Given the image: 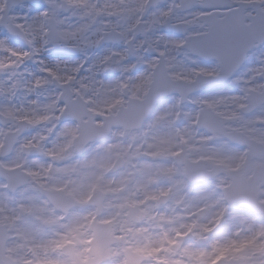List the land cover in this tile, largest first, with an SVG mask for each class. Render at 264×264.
<instances>
[{"label":"snow or ice","instance_id":"6c2138e0","mask_svg":"<svg viewBox=\"0 0 264 264\" xmlns=\"http://www.w3.org/2000/svg\"><path fill=\"white\" fill-rule=\"evenodd\" d=\"M66 3L69 6H77V3L81 7L85 6V0H66ZM238 3L240 7L232 8L230 5L226 6L210 2V0H181L178 4L173 2L168 8L160 10L158 16L148 23L147 30L150 31L157 26L171 25L185 32L183 39L165 40L163 36H160L155 41H142L136 45L135 49H128L125 53H113L112 56L104 57L101 62V66L106 71L111 66L113 56L119 57L116 61L119 63L124 61L130 52L138 50L145 43H148L149 47L156 52L157 58L148 65L151 71L141 76L138 82H117L115 87L105 86L101 82L99 88H93L92 84L85 83L83 79L79 83L77 82V77L83 70V64L62 67L59 63L49 66L43 61H39L38 63L42 65L40 71L43 76L34 79L33 87L38 89L46 86L50 81H54L60 84L64 91L51 103L43 106V115L24 118L23 123L38 126L65 117L76 123L74 126H66L62 129L58 136L63 138V142H56L52 148L45 146L49 137L43 135L23 143L21 145L22 150L39 152L50 163L41 165L40 171L27 170L23 177H8L9 184L6 186L14 189L17 184L28 182L24 179L27 177L42 189L50 192L60 191V189H48L42 181L51 177L54 172L70 173L75 169L55 168L54 162L68 159L73 150H79L88 141L103 135L114 124L123 126L126 131L140 127L151 114L158 100L170 92L179 93V99L165 114L160 115V120L172 116L178 122L182 115L187 119H194L196 125L205 127L211 133L209 139L218 134L237 132L238 129L227 128L224 121L241 119V115L236 111L228 114L222 109L229 102L241 110L257 103L264 105V66L251 70L254 75L246 82L247 87L243 90L245 93L243 97L230 96L211 100H193L192 103L201 105V110L195 116L191 113H182L181 107L196 88L212 81L228 80L233 77L248 58L249 51L264 45V0H238ZM6 8V3L0 2V12L5 11ZM193 9L198 10L193 11ZM142 10L146 9L142 7ZM181 11L189 12L192 19L178 17L177 13ZM56 15V12L47 8L39 14L31 25H26V16L10 17L9 19L14 22L7 24L5 30L9 35L23 38L29 47L27 50L17 51L7 46L6 39H0V50L6 52L10 58L7 62L0 61V71L11 70L14 75L19 76L21 74L15 70L22 67L24 61L34 59L39 55L40 50L34 46V40L30 36L35 28H38L43 34L42 43L44 45L67 43L70 36L75 37L76 33H68L59 28ZM3 19L4 17L0 16V21ZM194 25L198 26L200 30L191 31L190 29ZM86 28L87 25L77 31L82 32ZM162 42L163 48L160 47ZM97 43L100 41L98 40ZM126 43H131V41H126ZM169 46L177 50L186 49L190 54L197 57L214 59L217 62L216 66L212 69L199 67L193 70L181 69L179 72H172L171 69L175 65L168 58ZM135 67L136 65L132 64L122 70L130 72ZM18 85L19 81H16L12 87ZM118 89L128 90L127 100L123 99L122 95L120 98L115 95ZM89 91H92V96L88 95ZM61 100L64 101L63 104H61ZM9 115L12 113L9 112ZM47 132L49 135L54 133L55 125L49 127ZM3 147L0 145V148ZM203 151L209 153L207 160L211 164L210 167L207 166L203 170L205 174L217 176L221 172L236 174L232 176L230 181H221L222 195L220 199L232 203L243 202L249 208L264 213V165L261 166L258 178L256 174L241 175V168L248 153L238 157L226 156L222 149H209L206 146ZM237 159L240 164L234 165L232 161ZM20 167V165H16L15 168H10L8 165L0 163V170L5 172L15 171ZM84 167H88V165L85 164ZM56 203L62 205L63 201L57 200ZM44 211L35 203L30 206L23 204L20 206L21 213H26L38 221L37 230L39 232H47L56 223V219L45 215ZM104 223L108 222L105 221ZM189 230L191 231V228ZM79 231L78 226H71L67 228L66 233L60 234L59 239H42L39 243L29 247V250L34 254L38 251L44 254V258L36 261V264H59L48 254L49 252H60L65 248L69 249L67 255L71 258L72 264H103L105 248L102 244H98L94 249H85V253L88 255L76 250V245L81 242L79 241ZM261 237H264V228H261L253 236L244 237L239 241L232 240L224 245H217L214 247L212 258L207 259V264H221L222 261H230L233 264H248L252 255L264 254V242H258ZM164 239L170 246H176V242L168 240L167 236ZM84 243L92 244L93 241L88 240ZM7 251L11 253L13 249L7 248ZM161 251H166V249L148 246L125 249L124 264H140V260L155 258ZM184 255L195 259L197 264H205L206 258H208V254L205 252H192L188 249L184 250ZM7 259L10 260L11 256H8ZM4 260L3 248H0V264H4ZM25 264H33V262L26 261ZM157 264H170V262L167 259H159Z\"/></svg>","mask_w":264,"mask_h":264},{"label":"clouds","instance_id":"9594fccd","mask_svg":"<svg viewBox=\"0 0 264 264\" xmlns=\"http://www.w3.org/2000/svg\"><path fill=\"white\" fill-rule=\"evenodd\" d=\"M159 117L158 109H153L140 127L127 131L114 124L103 135L73 150L68 159L54 162L55 168L75 169L54 172L42 181L48 189L60 191L31 185L35 190L31 194L39 197L44 214L56 219L46 239H59L68 227L78 226L81 242L76 250L88 255L85 249L102 244L103 264H124L125 249L145 246L166 251L142 259L140 264H157L159 259L170 264H197L184 255L185 249L207 253V264L215 246L253 236L264 228V213L243 202L220 199L221 181H230L236 174L203 172L207 167V153L199 140L203 126H193L192 119L177 122L172 116ZM72 123L61 119L53 138ZM57 200L63 204L58 205ZM165 236L176 246H170ZM88 240L93 243H84ZM258 242H264V237ZM12 243L3 248L4 264H36L44 258L43 252L34 254L29 248L17 252L10 247ZM7 248L13 251L9 253ZM68 251L49 252L48 256L59 264H72ZM248 264H264V254L252 255Z\"/></svg>","mask_w":264,"mask_h":264},{"label":"rangeland","instance_id":"374dc122","mask_svg":"<svg viewBox=\"0 0 264 264\" xmlns=\"http://www.w3.org/2000/svg\"><path fill=\"white\" fill-rule=\"evenodd\" d=\"M6 0H0V2L5 3ZM66 3V0H63ZM120 1L126 2L123 7L120 6ZM144 0H101L99 3L96 0H85V6L81 7L77 3V6H69L67 3V7L69 12L66 14L60 9V4L56 1L52 0H42L39 4L35 2H28L25 4H21L18 8L13 9L10 17H27L26 25H31L39 16V14L47 9L46 3L50 5H54V8L49 9L50 11L56 12V19L59 21V28L64 30L68 33H76L75 37L70 36L67 42V45L76 47L80 50L81 53L85 54L84 57H76L75 59H67L64 57H54L51 54V46L49 44L44 45L42 43V36L43 34L39 31L38 28H35L31 32V38L34 40V46L39 48V55L36 56L31 63L28 60L23 62V66L19 69L15 70L19 72L21 75L17 76L12 73V71H8L5 75L0 76V111H3L4 108L6 109V114L9 115V112L12 113V110H16L20 112L22 110L21 116L14 117V121L17 123L23 121L24 118H34L36 115H43V106L46 104L51 103L54 99H56V91L52 86V81H50L46 86H43L40 91H37V88L33 87V81L35 78H40L43 74L40 71L42 65L38 63L39 61H43L44 64L49 66L55 65L59 63L62 67H72L79 64H83L84 68L86 67V72L83 75L79 74L77 77V82L81 79L84 80L85 83H90L93 85V88H99L101 82L105 86H113L117 85V82H122V80L126 77V82H138L139 78L146 73H149L151 69L149 68V64L154 60V58L149 57L146 55V45L144 44L143 47L139 48L133 56H127L124 61L116 63L119 59L118 56L112 57L111 66L107 68L112 70L110 75H108V79L105 78L106 73L104 68L101 66V62L103 58L106 56H112L113 53H125L124 51L118 52L117 50L104 48L99 50L97 48V40L101 36V31L104 25L109 27L117 26V23L111 21L108 17L111 14H124L128 20L127 26L124 28V32L126 36L131 34V30L133 24L139 20L138 13H140L138 7L140 2ZM128 3V4H127ZM168 2L164 6L159 9H154L151 11L150 16L147 20L146 30L148 28V23L158 16L160 10L168 8ZM198 9H194L193 11H197ZM92 13V16L97 13L101 14V25L98 24L95 28H90V25L87 21V17ZM87 13V14H86ZM99 14V15H100ZM2 12H0V16ZM178 17L192 19L190 13L180 14L177 13ZM12 21V20H11ZM14 22V21H12ZM87 25V28L82 31L78 32V29L83 28V26ZM27 29V28H25ZM191 31L195 32L200 30L198 26L194 25ZM148 31L146 41H155L157 37L163 36L165 40H171L167 38L163 33L160 34V31L157 27L152 28ZM0 39H6L7 46L13 48L17 51H23L24 48H21L19 45L14 44L8 38V34L0 28ZM143 39H139L137 45H139ZM163 48V42L160 45ZM176 49L169 46L168 48V58L173 62L175 67L171 69L172 72H179L181 69H188L193 70L194 68L191 65H187L185 60H182V56L176 57ZM0 56H2V62H7L10 58L7 56V53L3 50H0ZM90 57V61H88ZM148 57V58H146ZM254 59H251L250 63L244 69V71L240 74L236 81V90L234 93L231 94L229 92V88L233 83L229 86L223 88L222 90H217L214 92H206L204 99H215L219 97H230V96H239L242 97L244 89L247 87L246 82L251 79L254 75L252 69L259 68L258 62L263 65L264 63V49L260 52L256 53ZM132 64H135L136 67L134 70L130 72H125L122 69L125 67H130ZM199 67H205L208 69H212L215 67V64H197ZM198 67V68H199ZM91 69V71H89ZM125 76V77H124ZM121 77H124L123 79ZM16 81H19V85L17 87H12V84ZM124 83V82H123ZM226 89V90H224ZM92 91L88 92L89 96H92ZM115 95L119 98L118 90ZM121 97V96H120ZM176 98V97H175ZM174 97L168 98L164 100L160 106H158V114L162 115L167 112L168 109L173 107L176 102L177 98ZM193 100H199L197 96L190 97L187 102L184 103V106L181 108L184 109L183 113H191L193 116L197 113V109L199 107L198 103H192ZM35 102V103H34ZM12 108V109H11ZM226 113L230 114L232 111H236L239 113V107L234 106L229 102V104L222 109ZM13 114V113H12ZM241 115V114H240ZM11 117V115H9ZM241 119L234 120L235 123L230 125L229 128L238 129V131H242L247 135H250L251 138L254 140L264 144V107L260 108L253 116L244 117L241 115ZM182 120H187L184 116ZM17 123H13L11 128L17 126ZM192 125L196 124L195 120H191ZM71 126V125H65ZM8 128V129H11ZM47 127L44 123L34 126V129L31 130L29 133L30 137L39 136H48L47 135ZM1 136H5L7 133L6 131H0ZM52 146L56 142H63V138L57 136ZM217 139V140H216ZM212 139V143L215 145L210 144V139L206 137L204 132H200L199 140L200 142L209 149H222L226 156H241L240 152H234L230 144H224V140L217 136V138ZM207 155L204 157V162L208 167L211 166L210 162L207 160ZM49 161V160H48ZM24 162V159L21 154L17 153L13 155L12 158L7 160V164L11 165H19ZM234 165H239L240 161L234 160L232 161ZM249 165L248 175H250L254 169L259 165H264V158H255L247 162ZM33 168V167H32ZM33 170V169H32ZM40 171V169L34 170ZM1 184H0V223L7 227V236L8 242L12 241L13 243L10 247L14 248L17 252L23 250V248H29L33 246L35 243L40 242L42 239L47 238V232H39L37 230L38 221L23 218L19 219L18 215V208L12 207L10 204L6 203V201H10L9 199H5L4 196L1 194ZM34 188L31 187V183L23 188L18 195L19 199L17 200V206L20 207L21 204L24 206H30L31 204L35 203L39 205L38 200L39 197L37 195L31 194L34 193ZM10 203V202H9ZM8 217V219H5ZM11 224V226H9ZM8 245V243H7Z\"/></svg>","mask_w":264,"mask_h":264},{"label":"flooded vegetation","instance_id":"af4514ba","mask_svg":"<svg viewBox=\"0 0 264 264\" xmlns=\"http://www.w3.org/2000/svg\"><path fill=\"white\" fill-rule=\"evenodd\" d=\"M233 1H234L235 3H238V0H233ZM146 2H147V0H144V1L140 2V5H141V4H142V5H145ZM166 2H168V5H170V4L173 3L172 0H161V1H160V4H159V8H161L162 6H164V5L166 4ZM180 2H181V1L178 0L177 4L180 3ZM125 3H126V2L120 1V6L123 7ZM127 4H128V3H127ZM193 10H194V9H193ZM111 15H112V17H113L115 14H111ZM113 21H115V22L117 23L116 28H117V31L120 32V34H122V35H121V36H122V39L127 40V39H126V36H125V32H124V28L126 27V25L123 24L124 19L120 16V17H118L117 19H114V18H113ZM107 31H108V29H105V30L103 31V34L106 33ZM115 39H116V38H115ZM109 46H111V47H115V48H117L118 50H121L122 48L125 49V43H124V42H123L122 44H119V45L109 44ZM109 46H107V47H109ZM233 123H235L234 120H233ZM263 128H264V126L262 127V129H263ZM248 137L251 138L250 135H248ZM33 138H36V137H30V136L26 133L22 138H20V140H19V142H18V146L16 147V150H15V152H14V154L19 153V154L22 155V157H23V159H24V162L21 163V164H19L22 168H24V167H23L24 165H34V166H36V167L41 166V165H47V163H45V162L42 161L43 159H36V158H31V157L23 156V154H22V149H21V145H22L23 143H25V142H28V141L32 140ZM45 143H46V142H45ZM3 144H4V136H0V145H3ZM0 152H1V148H0ZM14 154H13V155H14ZM13 155H12V156H13ZM12 156H9V157H7V158H1V157H0V163H4V164L8 165L10 168H15L16 165L7 164V160H9L10 158H12ZM34 185H35V184H34Z\"/></svg>","mask_w":264,"mask_h":264},{"label":"water","instance_id":"95a60500","mask_svg":"<svg viewBox=\"0 0 264 264\" xmlns=\"http://www.w3.org/2000/svg\"><path fill=\"white\" fill-rule=\"evenodd\" d=\"M12 1V0H11ZM11 5L8 7V11H7V13H6V15H8L9 14V12H10V9H11V6H12V2L10 3ZM14 5H16V3H14ZM8 21V18H7V16H6V18L3 20V26L5 27L6 25H5V23ZM14 38L16 39V40H18V41H23V38H21L20 36H14ZM57 45V44H56ZM5 71H2V73H4ZM222 81H225V80H222ZM196 90V89H195ZM174 93H177V92H170V93H168V94H166V95H164V96H162L159 100H158V102L162 99V98H164V97H166V96H168V95H171V94H174ZM157 102V103H158ZM156 103V104H157ZM155 104V105H156ZM155 107V106H154ZM22 131H24V129L22 130ZM21 132V131H20ZM19 134H21V133H19ZM225 135H227V134H225ZM228 136V135H227ZM231 137V136H230ZM13 145H14V142H9V144H8V148L9 149H11V148H13ZM259 154H261V155H264V152H262V153H259ZM256 155V153H254L253 154V156H255ZM260 171H261V167H258V170H257V176L259 177V173H260ZM0 173H1V171H0ZM257 177V178H258ZM26 180V179H25ZM26 182H23V184H25ZM22 183L21 184H19V186H22L23 185ZM18 186V185H17ZM5 243H6V237H5V234H4V228H1V233H0V248H4V246H5Z\"/></svg>","mask_w":264,"mask_h":264},{"label":"bare ground","instance_id":"6f19581e","mask_svg":"<svg viewBox=\"0 0 264 264\" xmlns=\"http://www.w3.org/2000/svg\"><path fill=\"white\" fill-rule=\"evenodd\" d=\"M7 56H8V54H7ZM1 60H3L2 56H0V61H1Z\"/></svg>","mask_w":264,"mask_h":264}]
</instances>
